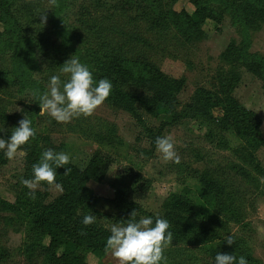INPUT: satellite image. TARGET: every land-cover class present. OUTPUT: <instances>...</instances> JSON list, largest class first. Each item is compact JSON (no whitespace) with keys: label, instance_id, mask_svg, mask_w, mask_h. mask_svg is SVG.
Wrapping results in <instances>:
<instances>
[{"label":"rangeland","instance_id":"1","mask_svg":"<svg viewBox=\"0 0 264 264\" xmlns=\"http://www.w3.org/2000/svg\"><path fill=\"white\" fill-rule=\"evenodd\" d=\"M155 1L156 10L145 4L124 7L119 0L69 4L67 19L78 34V46L91 56L98 52L101 58L93 68L109 77L114 91L91 116L57 123L41 116L40 108L32 116L26 99L0 87V137L7 139L24 115L36 130L35 138L23 146L26 155L8 160L0 151V201L16 208L0 210V264H45L40 248L48 240L33 228L29 214L45 213L69 193L78 196V222L92 214L97 218L89 226L100 229L110 231L112 224L129 219L134 209L137 219L147 215L155 219L156 214L167 219L173 240L163 250L161 264H213L217 251L244 255L248 264H264V79L224 57L231 46L243 47V28L219 11V25L208 20L197 35L180 36L166 18L173 0ZM172 6L178 12L195 10L189 0H177ZM83 9L89 16L84 20L87 26H82L78 15ZM248 16L249 51L264 57V13L249 11ZM33 24L40 27L35 18ZM70 57H57L52 73L58 74ZM118 57L147 59L166 80L155 83L121 72L108 63ZM229 73L227 96L256 113L260 122L256 138L237 127L218 100V89L223 91L220 80ZM154 94L171 103L170 115L154 118L146 111L143 99ZM210 130L217 138L208 137ZM165 134L174 141L179 163L164 161L155 150V138ZM47 148L69 155V164L56 170L65 174L70 168L68 176L75 177L71 166L84 170L95 155L112 159V165L102 183L79 180L78 185L88 189L85 193L56 180L59 188L40 182L32 198L20 179L31 178L32 164ZM204 180L218 190L206 188ZM142 184L150 188L142 198L134 196L132 192ZM179 199L189 203L191 212L173 206ZM227 235H232V245L224 241ZM86 260L118 264L110 253L102 259L90 254Z\"/></svg>","mask_w":264,"mask_h":264},{"label":"trees","instance_id":"2","mask_svg":"<svg viewBox=\"0 0 264 264\" xmlns=\"http://www.w3.org/2000/svg\"><path fill=\"white\" fill-rule=\"evenodd\" d=\"M73 1L78 0H0V23L3 25V31L0 32V87L4 85L6 91L15 90L19 96L26 99L32 116L39 111L40 107L31 93L44 91L43 85L48 79L47 73L49 76L54 74L52 71L60 55L77 56L82 63L89 66L94 80L104 77L109 79L108 76L93 68L96 59L101 58L98 52H91V56L82 50L85 48L78 46V34L74 25L68 21L71 12L67 9ZM174 2L177 0L171 2L166 18L170 28L180 36L197 35L208 20L219 25L217 15L219 11L229 14L234 22L243 28L244 45L241 49L231 46L224 57L231 62L242 63L251 72L264 79V57L249 51L251 40L250 18H248L249 11L261 10L264 13V0H189L195 8L191 14L186 10L176 11L172 6ZM119 3L124 7L145 4L150 9L156 10L155 0H119ZM33 10L36 15L29 14V11ZM84 10L78 15L83 20L82 26H87L85 22L89 16L83 12ZM41 16L46 17V20L42 22ZM91 17L96 20V16L91 15ZM34 18L37 22L39 21V28L33 24ZM86 51L89 52V50ZM108 63L116 64L121 72H127L137 79L155 83L166 80V76L153 63L141 57H118ZM44 65H47L45 69ZM229 77L230 73L224 74V78L220 80L223 91L218 89L217 92L221 93V98L218 100L222 102L224 111L229 118H232L233 123L245 134L256 138L259 136L260 129L258 117L255 112L245 109L227 96L231 92V84H226ZM227 85H230V89H227ZM113 92L112 90L111 93ZM154 95L143 99L146 111L154 118L170 115L173 112L171 103L163 96ZM208 137L217 138L211 130ZM111 165L112 159L95 155L84 170L71 166L73 170L71 173L75 174V177L58 171L56 180L62 183L67 182L73 185L77 192L85 193L88 189L79 186V180L102 183ZM202 183L206 188L218 190L217 185L213 188L208 180ZM149 188V184H142L132 194L142 198ZM173 206L178 210L191 212L187 201L175 200ZM2 209L14 211L16 208L13 204L0 201V210ZM79 213L78 196L69 193L61 196L57 204L47 208L45 213L29 214L33 228L41 232L48 240L47 245L40 248V257L45 259V264H89L86 260L88 255L92 254L102 259L108 254L104 251V244L110 231L95 225H88L86 230L81 228L82 223L78 222ZM61 249L62 252L59 253Z\"/></svg>","mask_w":264,"mask_h":264},{"label":"clouds","instance_id":"3","mask_svg":"<svg viewBox=\"0 0 264 264\" xmlns=\"http://www.w3.org/2000/svg\"><path fill=\"white\" fill-rule=\"evenodd\" d=\"M41 19L43 22L46 17L41 16ZM62 76L65 79H62ZM111 91V80L107 77L94 80L89 66L73 55L61 65L58 74L49 76L46 90L31 94L39 104L41 116L47 115L57 123H67L81 115L91 116L106 101ZM35 136L36 130L32 127V121L24 115V118L18 121V126L12 128L7 139L0 137V151L3 157L13 160L26 155L23 146L29 144ZM155 150L161 154L164 161H180L170 134L155 138ZM69 162L70 157L64 151H55L52 148L43 150L38 161L32 164L31 178L20 179V183L29 190L26 195L35 198V189L40 182L59 188L56 170ZM69 171L70 168L66 167L65 174ZM261 180L264 182V177ZM96 218L95 215L85 214L81 223L87 226L93 224ZM169 229V221L161 218L159 214L155 215V219L153 215L140 216L137 219V210L134 209L125 222L110 226V235L106 237L104 251L110 253L118 264H161L164 259L163 250L173 240ZM224 241L228 245L234 242L232 235H227ZM213 264H248V260L244 255L237 257L217 251Z\"/></svg>","mask_w":264,"mask_h":264}]
</instances>
